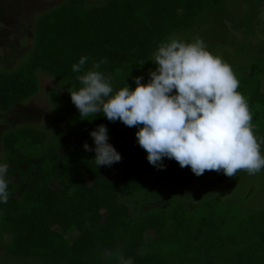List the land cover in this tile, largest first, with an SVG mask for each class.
Wrapping results in <instances>:
<instances>
[{
    "label": "trees",
    "instance_id": "1",
    "mask_svg": "<svg viewBox=\"0 0 264 264\" xmlns=\"http://www.w3.org/2000/svg\"><path fill=\"white\" fill-rule=\"evenodd\" d=\"M263 16L264 0H61L36 13L20 63L0 65V122L39 94L43 76L53 80L47 90L52 108L46 123L10 124L0 136V162L9 166L0 260L264 264V205L231 219L235 208L222 193L206 196L227 178L245 186L244 173L222 171L216 184L202 186L203 174L174 159L165 158L166 167L158 169L138 145L137 128L99 114L81 119L69 92L81 87L83 73L72 65L82 56L88 57L85 70L106 61L99 71L114 90L135 88V77L148 82L157 67L151 58L170 36L199 39L231 65L254 134L264 140ZM101 124L122 154L110 167H99L95 151L83 147L95 148L90 132Z\"/></svg>",
    "mask_w": 264,
    "mask_h": 264
},
{
    "label": "clouds",
    "instance_id": "2",
    "mask_svg": "<svg viewBox=\"0 0 264 264\" xmlns=\"http://www.w3.org/2000/svg\"><path fill=\"white\" fill-rule=\"evenodd\" d=\"M88 57L72 65L81 87L69 90L81 119L97 114L111 122L135 127L136 141L147 153L148 162L158 169L165 158L181 168L190 167L200 176L223 171L234 177L244 170L256 174L264 170V153L254 134L252 115L246 98L238 91L239 81L220 56L210 52L202 40L183 41L170 36L158 46L151 60L157 65L150 79L135 77L130 85L114 90L111 81L94 63L85 70ZM91 119V120H93ZM89 120V119H87ZM89 120V121H91ZM95 163L112 166L122 154L109 142V131L101 124L90 132ZM8 164L0 162V204L9 199Z\"/></svg>",
    "mask_w": 264,
    "mask_h": 264
},
{
    "label": "rangeland",
    "instance_id": "3",
    "mask_svg": "<svg viewBox=\"0 0 264 264\" xmlns=\"http://www.w3.org/2000/svg\"><path fill=\"white\" fill-rule=\"evenodd\" d=\"M60 1L61 0H0V65L11 67L20 63L21 57L28 51L31 45L33 23L36 13ZM52 84V79L43 76L41 79L42 90L39 94L27 103L17 105L11 112L6 114L5 118L8 120V123H6V121L0 122V136L10 124L46 123L52 108L47 96V90ZM1 117L3 116L0 114V118ZM2 154L3 152L0 145V155ZM221 173L222 171L218 173L217 171L206 170L203 174V178H206L204 179L205 183L201 185L204 186L210 183L216 184L217 177L221 175ZM240 173H244L245 175L241 177L242 179H240V182H244V180L247 182L245 186H243L244 184L241 185V187L243 186L242 188L239 183L236 182V186L241 189L237 188L235 185L228 184L229 178H227L215 188V190L206 194V196H210L222 193L224 202L227 204L230 203L229 206H234L232 208H235V210L228 211L231 219L236 213L243 216L250 211V208L256 209L264 205V170L250 175L244 170H241ZM207 175H211L212 177L210 178ZM257 190H259L256 193L257 195H253ZM246 193L249 194L246 195ZM199 197L204 198L205 195L200 194ZM229 199H231V201H229ZM234 199L236 203H231ZM110 259L111 258H108V260ZM0 264H41V262L17 259L15 261L11 260L6 262L0 260Z\"/></svg>",
    "mask_w": 264,
    "mask_h": 264
}]
</instances>
